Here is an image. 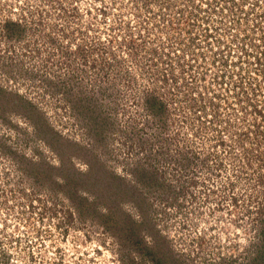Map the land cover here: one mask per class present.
Instances as JSON below:
<instances>
[{"label": "rangeland", "instance_id": "374dc122", "mask_svg": "<svg viewBox=\"0 0 264 264\" xmlns=\"http://www.w3.org/2000/svg\"><path fill=\"white\" fill-rule=\"evenodd\" d=\"M264 0H0V264H264Z\"/></svg>", "mask_w": 264, "mask_h": 264}, {"label": "trees", "instance_id": "16d2710c", "mask_svg": "<svg viewBox=\"0 0 264 264\" xmlns=\"http://www.w3.org/2000/svg\"><path fill=\"white\" fill-rule=\"evenodd\" d=\"M262 259H264V256H261ZM260 264V263H259Z\"/></svg>", "mask_w": 264, "mask_h": 264}]
</instances>
